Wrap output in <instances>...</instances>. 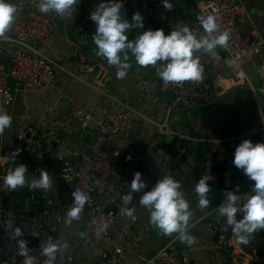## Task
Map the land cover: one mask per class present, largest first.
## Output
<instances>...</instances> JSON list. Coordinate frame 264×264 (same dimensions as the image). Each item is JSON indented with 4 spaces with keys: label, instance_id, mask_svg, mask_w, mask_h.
<instances>
[{
    "label": "built area",
    "instance_id": "1",
    "mask_svg": "<svg viewBox=\"0 0 264 264\" xmlns=\"http://www.w3.org/2000/svg\"><path fill=\"white\" fill-rule=\"evenodd\" d=\"M195 6L199 17L214 16L217 19L219 32L229 33V43L227 48L217 47L215 56L203 50L194 54L199 56L204 68L202 78L198 81L166 84L156 76V90L167 97L163 117L147 118L141 111L132 109L128 103L103 89L99 92L105 100L96 116L87 112L75 98L70 99L79 129L82 132L93 130V138L83 151H69L58 140V132H46L42 122L30 120L16 134L13 146L0 152V181L14 166V159L24 156L32 160V164H26L29 177L39 178L42 170L47 171L58 187L56 197L50 190L42 189L12 194L0 192V258L6 264H23L24 261V257L17 254V241L13 238L15 227L22 229L24 234L21 238L28 242L30 255L36 257L35 264H46L47 258L42 255L40 244L54 237L60 228L57 201L61 209L71 208L72 193L76 189L90 196V201L82 211L86 221L80 231L79 242L92 249L106 244L108 249L102 252L97 264H122L125 258L123 245L134 242L135 238L129 235L127 228H116L115 207L123 196L129 194L131 180L137 171L148 185L145 191L163 176L173 177L178 172H186L185 168L192 171L197 168L198 173H193L195 180H192L191 186H195L207 174L213 178L209 184L213 186L214 192L215 187L228 184L234 175L235 190L242 197L241 203L244 196L251 194L252 188L244 192L240 178L242 170L232 163L231 150L240 143L239 137L222 139L179 133L170 123L172 114L178 110L207 105L213 101L215 93L209 77L210 70L223 69L232 80L250 84L245 73L249 69L255 74L264 97V32L255 27L247 32L242 31L239 21L247 17L243 0H201L195 2ZM151 8L155 19L163 17L164 8L159 2H152ZM94 10L92 6H82V19L91 21L90 14ZM23 11V17L16 19L12 25V37L0 39V52L2 42L16 45V49L7 53L8 65L0 62V109L4 110L12 105L19 91L40 92L54 86L56 72L60 68L57 61L47 54L55 44L51 18L39 12L35 0H29ZM188 26L197 38L207 35L199 19L193 20ZM148 29H163L166 35L169 34L167 27H143L136 36ZM73 58L78 75L94 70L92 60L81 49H74ZM73 78L80 79L77 75H73ZM151 83L154 84L155 80ZM138 119H142L152 130V138L148 143L136 137L134 120ZM46 138L58 147L50 145L49 140L45 141ZM166 138L177 140L187 147L179 148L169 142V148L164 149ZM230 142L232 145L227 146ZM193 151H196L194 158ZM129 155L131 160L126 159ZM179 157H189L191 161L185 164L186 161ZM156 166H159L160 172L157 178L149 182L148 172ZM142 194L133 193L132 201L139 206H142L139 204ZM223 203L216 204L195 219L188 231L205 220L207 231L214 240L212 250L227 255L232 264H243L245 255L231 244L221 223L218 208ZM9 222L12 228L8 227ZM105 224L107 227L100 231ZM261 232L264 237V230ZM159 237L161 246L150 257L141 258L140 264H201L191 255L194 246L182 244L177 234L166 236L161 232Z\"/></svg>",
    "mask_w": 264,
    "mask_h": 264
},
{
    "label": "crops",
    "instance_id": "2",
    "mask_svg": "<svg viewBox=\"0 0 264 264\" xmlns=\"http://www.w3.org/2000/svg\"><path fill=\"white\" fill-rule=\"evenodd\" d=\"M28 1L10 0L18 9L16 19L23 17L24 6ZM35 1L38 5L39 0ZM200 1L170 0L173 6L171 9H167L162 0H123L122 13L125 19L131 22L132 15L139 12L143 16V27H167L170 33L172 30L198 19L195 2ZM99 2L100 0H80L72 19L61 18L54 13L45 14L52 20L55 35L54 48L47 54L60 65L56 72L55 84L40 92L30 90L27 92L19 91L15 94L14 102L5 109L12 116V124L10 128L0 134V152L13 146L16 134L30 120L42 122L46 132L49 130L58 132V140L69 151L72 152L74 149L83 151L93 138V130L82 132L79 129L70 99L75 98L87 112L96 116L105 100L99 92L103 89L128 103L132 109L141 111L147 118L159 119L163 117L167 97L156 90V67H141L136 64L134 58L130 57L131 68L126 77L118 79L116 67L109 65L105 58L95 54L97 49L93 43V36L96 26L93 21L82 19L80 8L84 5L96 8ZM152 2H159L164 8L163 17L159 20L154 17L151 8ZM243 3L247 17L239 21L242 31L247 32L251 27H255L264 32V0H243ZM140 29L130 30L129 38L134 39ZM11 37L12 30L8 33V39ZM1 45L0 62L8 65L7 53L16 49V45L6 41L2 42ZM75 48L81 49L92 60L93 71L81 75L77 74L73 58ZM245 73L250 84L232 80L223 69L219 71L210 70L209 77L215 93L213 101L207 105L178 110L172 114L170 126L172 125L175 131L179 133L222 139L239 137V142L249 139L254 144L264 142V132L262 131L264 128V97L255 74L249 69H246ZM73 75H77L80 79H74ZM152 80H155L154 84L151 83ZM215 104L218 106L216 107ZM180 115H182V119H179ZM134 125L136 137H139V140L144 143L150 142L152 130L146 126L145 122L142 119L134 120ZM48 140L50 145L58 147L50 142V139H45L46 142ZM230 145H232L231 142L227 144V146ZM169 146L163 144L164 149L169 148ZM234 151L235 148L231 150L233 158ZM181 160L186 161L185 164H189L191 158L184 157ZM185 170L186 172H178L173 177L182 180H179L182 185L181 190L185 198L191 203L190 210L193 213L190 220L191 224L204 212L215 206L214 204L219 201L220 197L226 196V191H229L227 189L229 183L215 187L216 190L208 194L211 200L210 205L205 209H200L198 197L195 195V186L190 185L192 180H195L193 173L197 174L198 169L192 171L185 168ZM159 172V166L153 167L147 175L149 182L157 178ZM233 178L236 179L233 175L230 180ZM240 178L244 192H248L254 181H250L243 172ZM210 187L213 189V186ZM57 188L53 182L50 191L55 197L58 195ZM30 190L40 189H32L26 184L23 188L9 191L4 187L3 181H0V192L4 194L25 193ZM224 201L225 199L221 202ZM123 207L134 208L135 219L121 214ZM56 208L61 216V225L53 238H62L68 244L67 249L62 254L58 253L56 263L97 264L102 252L108 247L106 244H102L97 249H92L79 242V234L86 221L85 215L81 213L79 219L65 223L66 213L70 208L61 209L58 201ZM115 210L117 214L116 228L118 230L127 228L130 232L129 235L135 238L134 242L123 245L125 258L122 264H140L141 258L150 257L161 246L162 241L159 237L161 231L149 223L150 213L134 201L125 205L123 199H120ZM239 218L240 215L238 214ZM221 223L226 229L231 244L239 249L237 251H241L245 255L246 260L243 264H264V237L261 230L253 233L246 245L238 244L224 217L221 218ZM189 234L196 238V243L192 245L194 249L191 255L201 264H232L227 255L212 250L214 240L207 231L205 220L201 221L192 231H189ZM0 264H6L2 258H0Z\"/></svg>",
    "mask_w": 264,
    "mask_h": 264
},
{
    "label": "clouds",
    "instance_id": "3",
    "mask_svg": "<svg viewBox=\"0 0 264 264\" xmlns=\"http://www.w3.org/2000/svg\"><path fill=\"white\" fill-rule=\"evenodd\" d=\"M167 9L172 8L170 0H162ZM80 0H39V12L55 14L61 18H73L76 6ZM123 0H100L90 19L95 23L93 43L96 55L103 57L111 66L117 69L118 79L126 77L131 68L130 57L134 58L141 67L154 66L157 75L164 83L182 84L186 81H198L202 78L204 68L199 56L194 55L203 50L205 53L216 55L217 47L227 48L229 33L219 32L217 19L214 16L199 17L206 36L197 38L188 25L178 27L169 34L163 29H148L129 38V32L135 28H143V16L136 12L131 22L122 13ZM18 9L10 0H0V39H8V33L17 18ZM12 116L4 109H0V134L11 127ZM18 153H15L17 155ZM131 160V155L126 157ZM233 165L242 170L243 174L254 181L251 194L242 197L234 191H226L223 204L218 208L221 217L226 220L232 235L238 244H247L249 238L258 230H264V142L253 143L249 139L242 140L234 151ZM26 164H16L10 167L3 177V185L9 191L23 188L26 184L32 189L48 191L53 186V180L47 171H41L39 178L27 175ZM211 176L205 174L195 184L200 209L210 205L209 193L212 191L209 180ZM142 174L137 171L130 183L128 195L123 196V203L129 204L133 193H143L139 204L150 213L149 223L159 229L164 235L177 234L181 243L189 246L196 243V238L189 234L192 211L190 202L182 192L179 180L171 175L160 178L149 190ZM73 206L67 211L65 223L79 219L84 206L90 201V196L80 189L72 193ZM134 208L123 207L121 214L135 219ZM238 214L240 218L238 219ZM9 228L13 225L8 224ZM107 225L99 229L104 230ZM20 227L14 228V239L17 241V254L24 257L23 264H35L36 257L30 255L28 242L21 237ZM42 255L46 257V264H56L58 253L62 254L68 244L62 238L49 237L40 244Z\"/></svg>",
    "mask_w": 264,
    "mask_h": 264
},
{
    "label": "trees",
    "instance_id": "4",
    "mask_svg": "<svg viewBox=\"0 0 264 264\" xmlns=\"http://www.w3.org/2000/svg\"><path fill=\"white\" fill-rule=\"evenodd\" d=\"M21 163H23V164H32V160L29 159V158H26L24 156H18V157H16L14 159L12 164L16 165V164H21ZM227 189L238 193V191L235 190V179L234 178L230 180L229 184L227 185ZM240 191H243V190H240ZM225 197L226 196L220 197L219 201H216V203L214 205H216V204L220 203L221 201H223V199H225Z\"/></svg>",
    "mask_w": 264,
    "mask_h": 264
},
{
    "label": "water",
    "instance_id": "5",
    "mask_svg": "<svg viewBox=\"0 0 264 264\" xmlns=\"http://www.w3.org/2000/svg\"><path fill=\"white\" fill-rule=\"evenodd\" d=\"M20 48V47H18ZM24 52H27L25 49H23ZM170 142V144L172 145H176L177 147L181 148L182 146L187 147V145L185 144H181L179 141L177 140H171V138H166V145ZM196 156V151L192 152V157L194 158ZM180 159H182V157H179Z\"/></svg>",
    "mask_w": 264,
    "mask_h": 264
},
{
    "label": "rangeland",
    "instance_id": "6",
    "mask_svg": "<svg viewBox=\"0 0 264 264\" xmlns=\"http://www.w3.org/2000/svg\"><path fill=\"white\" fill-rule=\"evenodd\" d=\"M243 91V90H242ZM245 91V90H244ZM215 106L217 107L218 105L215 104ZM181 117V118H180ZM179 119H182V115H180Z\"/></svg>",
    "mask_w": 264,
    "mask_h": 264
}]
</instances>
